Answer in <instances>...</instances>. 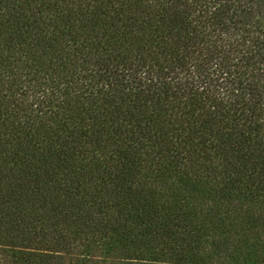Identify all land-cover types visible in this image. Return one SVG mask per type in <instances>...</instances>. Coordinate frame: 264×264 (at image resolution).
Masks as SVG:
<instances>
[{"label": "trees", "instance_id": "trees-1", "mask_svg": "<svg viewBox=\"0 0 264 264\" xmlns=\"http://www.w3.org/2000/svg\"><path fill=\"white\" fill-rule=\"evenodd\" d=\"M0 264H264V0H0Z\"/></svg>", "mask_w": 264, "mask_h": 264}]
</instances>
